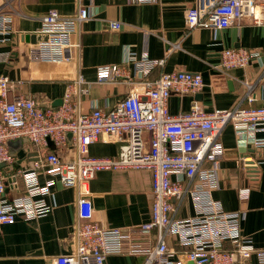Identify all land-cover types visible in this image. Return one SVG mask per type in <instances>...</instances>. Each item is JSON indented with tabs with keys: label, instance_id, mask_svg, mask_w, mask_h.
I'll list each match as a JSON object with an SVG mask.
<instances>
[{
	"label": "built area",
	"instance_id": "1",
	"mask_svg": "<svg viewBox=\"0 0 264 264\" xmlns=\"http://www.w3.org/2000/svg\"><path fill=\"white\" fill-rule=\"evenodd\" d=\"M75 1L78 12L74 16L51 10L41 17L37 32L43 38L28 43L24 51L30 62L66 60L68 49L80 45L74 35L81 23L90 18V9L85 0ZM8 3L9 0L0 3V41L5 40L2 35L11 31L12 12L3 8ZM262 11L264 0H196L188 8L186 26L225 28L240 19L261 23ZM112 27L119 28L120 23L114 22ZM11 57L12 53H7L6 62ZM164 62L165 59H151L147 53L139 56L130 46L122 63L97 67L94 81L79 74L68 82L59 106L44 105L24 93V79L0 74V228L15 223L19 216L33 220L52 212L55 204L48 196L58 177L64 186L77 189L79 213L73 229L75 248L51 258L49 263L105 264L109 255L125 251L128 235L94 219L89 182L102 169H148L154 199L152 219L143 227L157 229V243L150 248L131 243L128 248L129 252L146 256L143 264H241L253 256L258 264H264V248L256 247L251 237L242 233L243 211H226L212 196L219 184L220 159L225 149L221 133L228 124H233L239 145L255 148V157L244 156L243 161L252 180L258 179L264 164V155L260 156L264 152V104L207 111L194 100L188 111L172 114L170 95L198 93L205 81L199 73L177 70L162 72L155 79L146 77ZM252 63L264 68L262 51L224 48L216 68L229 74L231 69ZM116 81L131 84L127 95L110 109L95 105L84 111L82 97L90 92L92 83ZM245 85L252 88L248 81ZM20 138L38 147L39 159L33 168L17 165V156L10 149L9 143ZM100 140L119 143L117 156L89 155L90 145ZM70 143L75 148L70 157L50 149L51 144L65 147ZM39 168L49 175L46 184L39 181ZM8 177L11 187L18 190L23 180V193L7 195ZM251 189L249 184L241 187L240 199L247 200ZM188 190L198 214L176 219L171 215L175 210L173 199L186 197ZM172 235H177L180 245L187 248L178 258L168 244ZM226 243L233 248H226Z\"/></svg>",
	"mask_w": 264,
	"mask_h": 264
},
{
	"label": "crops",
	"instance_id": "2",
	"mask_svg": "<svg viewBox=\"0 0 264 264\" xmlns=\"http://www.w3.org/2000/svg\"><path fill=\"white\" fill-rule=\"evenodd\" d=\"M8 1V0H7ZM4 0H0L3 3ZM3 7L12 15L11 31L0 41V74L24 79L22 91L40 103L59 106L68 82L82 74L89 81L96 79L97 67L122 63L128 47L136 49L139 56L147 53L151 59H165L163 65L153 68L147 78L155 79L162 72L186 71L199 73L205 81L204 88L195 94L172 93L169 110L172 114L188 111L194 100L207 111L233 109L239 105L264 104V68L258 63L231 69L229 74L216 68L224 48L246 47L264 54V21L240 19L225 28L197 27L188 29L186 17L196 0H154L136 3L131 0H85L90 18L81 23L74 35L80 45L67 51L63 61L30 62L24 53L28 43L43 38L37 32L41 17L51 10L71 17L78 7L75 0H9ZM15 4V6H14ZM264 18V11L261 13ZM120 23L119 28L112 23ZM176 45L172 47L173 44ZM23 50V53L19 50ZM12 53L9 62L5 58ZM133 67V66H132ZM133 70V68H131ZM252 84V88L245 85ZM131 84L124 81L92 83L90 92L83 95V109L95 105L110 109L129 93ZM249 98L252 101L249 102ZM224 153L220 159L219 184L212 196L226 211H243L242 233L251 237L253 244L264 248V164L258 179L252 180L244 167V156L255 157L253 146H241L233 124L221 133ZM117 142L97 141L90 145L88 154L96 157H115L119 152ZM17 165L33 168L39 159L38 147L30 142L14 146ZM62 156L75 154L71 143L65 147L50 145ZM264 152L261 151V155ZM37 169L41 184L50 179ZM250 169V168H249ZM186 181L185 184H187ZM251 185L247 200H241L239 189ZM7 195L23 193L11 187L6 180ZM90 198L94 205V219L108 228H120L128 237L123 253L111 254L105 264H143L145 255L128 251L131 243L150 248L157 243V229H146L144 223L152 219V177L148 169L117 168L99 170L89 182ZM48 200L54 203L52 212L33 220L19 216L15 223L0 228V264H50V259L75 248L73 229L78 221L77 189L64 186L58 177L51 186ZM176 219L197 216V209L188 190L186 197L173 199ZM176 258L187 248L180 245L179 237L168 238ZM226 248H233L231 243ZM188 264H193L188 262ZM241 264H258L256 256Z\"/></svg>",
	"mask_w": 264,
	"mask_h": 264
},
{
	"label": "water",
	"instance_id": "3",
	"mask_svg": "<svg viewBox=\"0 0 264 264\" xmlns=\"http://www.w3.org/2000/svg\"><path fill=\"white\" fill-rule=\"evenodd\" d=\"M61 103H62V100L60 101V103L58 105H61ZM69 137H70V139L72 138V134L71 133L69 134ZM22 143H23V141L19 140V141L11 142L9 144H10L11 148H14V146L21 145ZM13 152H15L14 149H13Z\"/></svg>",
	"mask_w": 264,
	"mask_h": 264
},
{
	"label": "rangeland",
	"instance_id": "4",
	"mask_svg": "<svg viewBox=\"0 0 264 264\" xmlns=\"http://www.w3.org/2000/svg\"><path fill=\"white\" fill-rule=\"evenodd\" d=\"M14 6H15V4H14ZM19 140H22L23 142H29L26 138H20V139H17V140H14V141H11V142H15V141H19ZM10 142V143H11ZM9 146H10V144H9ZM10 149H11V151H12V153L13 154H17V153H15V152H13V148H11V146H10Z\"/></svg>",
	"mask_w": 264,
	"mask_h": 264
}]
</instances>
